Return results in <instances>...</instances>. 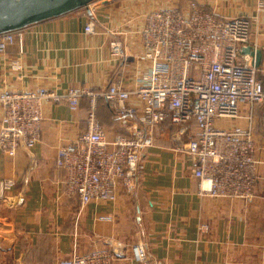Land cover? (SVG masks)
<instances>
[{
	"label": "crops",
	"instance_id": "1",
	"mask_svg": "<svg viewBox=\"0 0 264 264\" xmlns=\"http://www.w3.org/2000/svg\"><path fill=\"white\" fill-rule=\"evenodd\" d=\"M194 1L226 17L264 6V0ZM148 9L144 0H94L20 29L21 46L16 42L0 53V90L99 92L114 82L134 87L149 65L141 58L138 34ZM259 18L264 30V10ZM89 20L94 30L88 33ZM114 41L123 44V57L111 54ZM14 59L19 70L10 67ZM128 104L141 106L135 97ZM87 112V98L75 110L46 101L35 145L20 146L12 156L0 150V178L15 180L10 203L0 204V264H57L72 253L115 246L124 255L113 264H140L130 253L137 243L145 245L153 264H264V193L256 189L249 201L199 194L194 162L177 148L176 127L168 123L156 128L153 145L142 152L134 190L118 187L114 201L80 207L66 193L55 157L85 131ZM2 113L0 106V118ZM96 116L109 140L129 132L124 119L131 118L118 116L106 99L98 98Z\"/></svg>",
	"mask_w": 264,
	"mask_h": 264
},
{
	"label": "built area",
	"instance_id": "2",
	"mask_svg": "<svg viewBox=\"0 0 264 264\" xmlns=\"http://www.w3.org/2000/svg\"><path fill=\"white\" fill-rule=\"evenodd\" d=\"M260 3L251 14L220 16L194 0L186 9L160 7L147 12L138 34L141 58L148 67L132 88L110 83L93 92L69 87L63 91L0 90V150L14 155L40 138L44 102L66 103L75 110L87 98L86 129L57 149L55 164L65 173L68 196L80 207L93 201H114L118 187L134 190L143 165L142 152L154 143L161 123L176 127L177 148L194 162L192 175L198 192L214 198L249 201L261 175L264 159L255 135L257 118L264 124V78L255 64L261 35ZM89 20L85 32H93ZM22 43L19 30L0 33V53ZM249 48L243 52V48ZM111 54L125 55L120 41L110 43ZM19 70L18 59L10 63ZM137 98L139 108L128 104ZM98 98L106 99L117 115L129 122V132L109 140L96 116ZM191 124L195 129L191 130ZM13 178H0V204H9ZM140 264H153L143 243L130 247ZM112 249L72 253L57 264H113Z\"/></svg>",
	"mask_w": 264,
	"mask_h": 264
},
{
	"label": "water",
	"instance_id": "3",
	"mask_svg": "<svg viewBox=\"0 0 264 264\" xmlns=\"http://www.w3.org/2000/svg\"><path fill=\"white\" fill-rule=\"evenodd\" d=\"M93 0H0V33L19 30L26 26L58 17L76 9L86 7ZM243 52L251 50L243 48ZM255 64L261 60V51H255ZM113 253L122 257L120 248H111Z\"/></svg>",
	"mask_w": 264,
	"mask_h": 264
},
{
	"label": "rangeland",
	"instance_id": "4",
	"mask_svg": "<svg viewBox=\"0 0 264 264\" xmlns=\"http://www.w3.org/2000/svg\"><path fill=\"white\" fill-rule=\"evenodd\" d=\"M146 1L147 0H144L145 6L151 10H154L160 7H170V6H177L178 8L186 9L188 6V2L190 0H148V2ZM205 7H208V6L205 5ZM211 10L213 9L211 8ZM261 30L262 32H261V35L259 36V43H258L259 48L258 49L261 51L262 57L258 65V73L261 77L264 78V30L262 28ZM255 135L257 136L258 143L264 146V124L259 120V118H257L256 124H255ZM258 155L264 159V148L259 150ZM256 189L264 193V164L261 167V175H260Z\"/></svg>",
	"mask_w": 264,
	"mask_h": 264
}]
</instances>
